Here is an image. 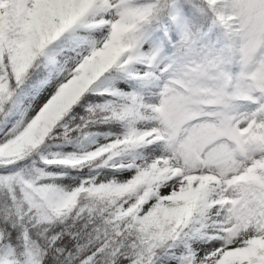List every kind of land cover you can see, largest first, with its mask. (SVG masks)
Instances as JSON below:
<instances>
[{"label": "snow or ice", "instance_id": "1", "mask_svg": "<svg viewBox=\"0 0 264 264\" xmlns=\"http://www.w3.org/2000/svg\"><path fill=\"white\" fill-rule=\"evenodd\" d=\"M0 264H264V0H0Z\"/></svg>", "mask_w": 264, "mask_h": 264}]
</instances>
